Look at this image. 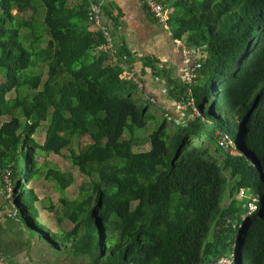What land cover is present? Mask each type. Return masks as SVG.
Returning a JSON list of instances; mask_svg holds the SVG:
<instances>
[{"label": "trees", "instance_id": "obj_1", "mask_svg": "<svg viewBox=\"0 0 264 264\" xmlns=\"http://www.w3.org/2000/svg\"><path fill=\"white\" fill-rule=\"evenodd\" d=\"M93 1L0 0V170L12 171L15 204L89 264H216L227 251L234 264H264V0H161L164 24L143 6L203 53L192 85L198 113L173 108L189 96L179 76L166 80L169 107L134 95L145 89L143 74L132 58L144 88L122 78L119 64L133 53L117 43L116 27L118 63L101 48V29L90 28ZM144 63L164 70L153 57ZM151 121L155 128L141 136ZM43 123L40 143L34 135ZM201 137L221 160L193 142ZM146 142L150 148L135 149ZM40 151L69 152L89 178L80 197H61L70 230L53 232L39 220L29 183ZM19 156L27 168L15 184ZM45 177L58 190L74 183L55 166ZM248 188L254 210L251 197L237 198Z\"/></svg>", "mask_w": 264, "mask_h": 264}, {"label": "crops", "instance_id": "obj_2", "mask_svg": "<svg viewBox=\"0 0 264 264\" xmlns=\"http://www.w3.org/2000/svg\"><path fill=\"white\" fill-rule=\"evenodd\" d=\"M105 6L106 14L115 18L117 43L125 44L133 53L128 59L136 58L135 69L143 74L145 89L143 93L134 95L144 100L150 96L155 97L158 103L155 104V108L169 107L171 97L166 91L167 77L178 78L183 67V55L175 45L172 32L148 14L140 0H107ZM145 57L157 59L158 65L164 70L157 71L145 66ZM1 119L7 121L10 116H3ZM2 174L0 170V259L2 264H89L86 256L72 253L68 245L57 244L48 239L31 223L26 213H23V220H21L17 212L20 211L17 204L15 209L12 207L15 211L12 208L9 209L8 199L14 197L17 201L19 197H15V194L6 197ZM32 188L39 197L37 202L40 211L39 220L53 232L60 231L62 228L54 230L48 219L47 212L56 208L51 203L53 200L46 197L51 200L50 204L43 205L41 191L38 188ZM59 199L61 200V197ZM48 208L51 211H47Z\"/></svg>", "mask_w": 264, "mask_h": 264}, {"label": "rangeland", "instance_id": "obj_3", "mask_svg": "<svg viewBox=\"0 0 264 264\" xmlns=\"http://www.w3.org/2000/svg\"><path fill=\"white\" fill-rule=\"evenodd\" d=\"M31 14V11L30 13ZM41 16V15H40ZM92 27H90L91 29H98V26L93 24L91 25ZM143 104H146L143 101ZM150 108L152 110H154V106L151 105ZM157 120H159V122L164 121L165 120V114L163 111H161L160 113H158L157 116ZM169 125L170 122H168ZM48 124V123H47ZM46 123H43L40 127L38 132L34 135L35 139H37L40 143H42L45 139V133H46ZM156 123L154 121L149 122V124L147 125L146 128L142 129L139 134L141 136H148V134L155 128ZM193 142L196 143H201V144H205L206 146H208L212 153H214L217 158L219 160L222 159L221 154L216 152L215 149V145L212 141H209L208 139L201 137V138H193ZM150 148V144L149 142L144 143L142 146L140 147H136V150H146ZM69 152L64 151L62 155H58L55 153H47V152H43L40 151L37 154V160H38V166L40 167V171L35 175V177L33 178V180L31 181L30 185L31 187H35L38 188L41 192V197H42V204L47 206L48 203L50 204V199L51 198L53 201L51 202L54 206L56 207L54 208L52 211L49 210V208L47 209V211H51V212H47L48 215V219L50 221V224L52 225L51 227L54 230H58L57 228H62V229H68L70 230L74 223L72 221H70L69 219L65 218L62 220L58 219L61 218V214H62V202L59 199L60 197H66L68 199H76L78 197H80L82 191L80 189L81 185L83 182H87L89 181V178L83 174L80 169L75 166L69 159L68 157ZM17 165H16V176L14 178V182L15 184H17L20 179H24V175H25V170L27 168V158H24L23 156H19L17 158ZM59 167L61 168L63 171L72 173V175L74 176V183L72 185H70L66 190H58L56 188L55 182L53 180H49L46 179L45 174H46V168L48 167ZM226 174H228V172L226 171ZM25 182V180H24ZM242 194V195H241ZM239 196H237V198L242 202L246 201L245 197L242 196H254L255 193L250 189H246L244 190L243 193H241ZM44 195V196H43ZM49 197V198H46ZM252 198V197H251ZM254 198H252L253 200ZM9 201V209H11L14 204L16 199L14 197L8 199ZM230 201V198L227 196V198L225 199V201L223 202V205H227V203ZM40 205V204H39ZM40 207H42L40 205ZM15 209V207H13ZM12 208V210H14ZM252 208V207H251ZM15 211V210H14ZM19 217L21 218V220H23V214L20 211H17ZM43 220H45L46 222H49L48 220H46L45 218H43ZM39 234V233H36ZM212 236V233H211ZM226 256H230V251H227L225 253ZM204 264H210L209 261H206ZM236 264V261H235Z\"/></svg>", "mask_w": 264, "mask_h": 264}, {"label": "built area", "instance_id": "obj_4", "mask_svg": "<svg viewBox=\"0 0 264 264\" xmlns=\"http://www.w3.org/2000/svg\"><path fill=\"white\" fill-rule=\"evenodd\" d=\"M105 0H95L92 2V12H93V21L94 24L100 28L103 36L104 42L101 45V48L105 52H110L113 57V62L118 63V60L121 59L117 55V47L115 46L114 36H115V23L114 20L109 19L106 14V10L104 9ZM141 4L146 8V10L153 14L161 23H165L169 17V10L163 4L161 0H140ZM174 42L176 47L181 51L183 55V67L181 70V74L179 75V79L187 85L188 99L187 101H172V106L176 110H185L187 107L191 108L194 113H198V110L195 106V101L192 96V85L195 83V79L197 78V68L198 61L200 57L203 55L200 51L196 49L190 48L186 40L174 38ZM126 60L120 62L119 66L123 69L122 78L125 81L133 82L137 85L138 89L144 88V81L141 79L140 75L133 68L132 63L128 65L127 60L128 57L124 56ZM155 100V99H153ZM3 182L6 189V197H10L13 192V180H12V171L11 169H6L3 174ZM251 202V209H256V205ZM0 264H2V260L0 259ZM216 264H234V255L231 256H222L218 259Z\"/></svg>", "mask_w": 264, "mask_h": 264}, {"label": "water", "instance_id": "obj_5", "mask_svg": "<svg viewBox=\"0 0 264 264\" xmlns=\"http://www.w3.org/2000/svg\"><path fill=\"white\" fill-rule=\"evenodd\" d=\"M13 207H16V206H15V204H14V206H13Z\"/></svg>", "mask_w": 264, "mask_h": 264}]
</instances>
